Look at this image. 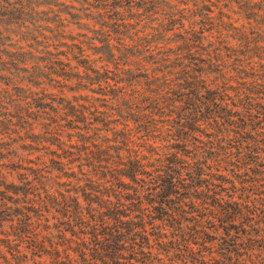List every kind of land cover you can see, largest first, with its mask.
Here are the masks:
<instances>
[{"label":"trees","instance_id":"trees-1","mask_svg":"<svg viewBox=\"0 0 264 264\" xmlns=\"http://www.w3.org/2000/svg\"><path fill=\"white\" fill-rule=\"evenodd\" d=\"M0 264H264V0H0Z\"/></svg>","mask_w":264,"mask_h":264},{"label":"rangeland","instance_id":"rangeland-1","mask_svg":"<svg viewBox=\"0 0 264 264\" xmlns=\"http://www.w3.org/2000/svg\"><path fill=\"white\" fill-rule=\"evenodd\" d=\"M73 27V26H72ZM75 30V29H74Z\"/></svg>","mask_w":264,"mask_h":264}]
</instances>
